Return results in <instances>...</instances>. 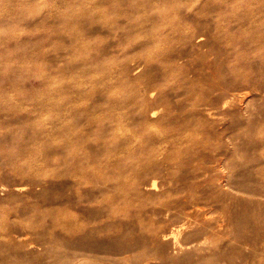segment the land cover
Listing matches in <instances>:
<instances>
[{
    "label": "rangeland",
    "instance_id": "rangeland-1",
    "mask_svg": "<svg viewBox=\"0 0 264 264\" xmlns=\"http://www.w3.org/2000/svg\"><path fill=\"white\" fill-rule=\"evenodd\" d=\"M259 217L264 0H0V264H264Z\"/></svg>",
    "mask_w": 264,
    "mask_h": 264
},
{
    "label": "bare ground",
    "instance_id": "bare-ground-1",
    "mask_svg": "<svg viewBox=\"0 0 264 264\" xmlns=\"http://www.w3.org/2000/svg\"><path fill=\"white\" fill-rule=\"evenodd\" d=\"M156 183H153V185H155ZM260 219H258L259 221L260 220H263L264 221V219H262L263 217H259ZM257 220V219H256ZM263 221H261V225H260V230H263L264 231V223L262 224V222ZM222 227V226H221ZM220 227V228H221ZM223 228V227H222ZM222 228H221V230H222ZM226 230V229H225ZM173 234L175 233L173 230L171 231ZM236 237V236H235ZM239 237V236H238ZM252 239H253V237H248L247 238V240H249V242H252ZM254 240V239H253ZM255 241V240H254ZM248 242V241H247ZM251 245V244H250ZM209 264H222L220 261H213V262H211V263H209Z\"/></svg>",
    "mask_w": 264,
    "mask_h": 264
}]
</instances>
